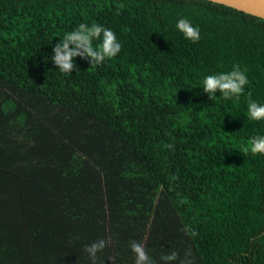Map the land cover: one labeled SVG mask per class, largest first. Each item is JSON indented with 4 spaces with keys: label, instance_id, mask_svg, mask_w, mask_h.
Instances as JSON below:
<instances>
[{
    "label": "trees",
    "instance_id": "trees-1",
    "mask_svg": "<svg viewBox=\"0 0 264 264\" xmlns=\"http://www.w3.org/2000/svg\"><path fill=\"white\" fill-rule=\"evenodd\" d=\"M82 23L121 51L62 73L53 48ZM237 64L244 93L209 99L205 77ZM249 93L264 104L259 17L208 0H0V264H91L100 239L96 264H135L133 240L153 264H264Z\"/></svg>",
    "mask_w": 264,
    "mask_h": 264
},
{
    "label": "clouds",
    "instance_id": "clouds-1",
    "mask_svg": "<svg viewBox=\"0 0 264 264\" xmlns=\"http://www.w3.org/2000/svg\"><path fill=\"white\" fill-rule=\"evenodd\" d=\"M176 27L186 39L192 42L199 41V27L193 26L187 18H180ZM94 40H100V43L94 46ZM121 48V43L111 29L96 23L91 26L82 23L78 28L66 33L64 38L55 44L52 62L62 73L71 74L76 68L73 62L74 58L81 57L88 60L91 65H99L106 59H111L118 55ZM246 72V68L241 69L240 65L237 64L229 72L208 75L203 81V91L207 93L211 100L217 98L215 95L217 91L221 93L224 99H231L234 96L238 98L244 93V88L249 83ZM247 111L249 119L255 121L264 120V104L254 101L251 98V93L248 94ZM249 151L252 154L264 155V135H256L249 140L244 153L247 154ZM185 231H188V229L186 228ZM190 234L193 236L197 235L194 231L190 232ZM109 243L108 239H100L90 245H85L83 251L88 254L91 264H96L97 253L103 251ZM130 248L136 256L135 264H153L143 242L133 240L130 242ZM190 255V251L186 253V256ZM109 259L112 260L113 258ZM161 259L166 262L176 260L177 253L172 252L170 255L162 256ZM181 264H192V261H181Z\"/></svg>",
    "mask_w": 264,
    "mask_h": 264
},
{
    "label": "water",
    "instance_id": "water-1",
    "mask_svg": "<svg viewBox=\"0 0 264 264\" xmlns=\"http://www.w3.org/2000/svg\"><path fill=\"white\" fill-rule=\"evenodd\" d=\"M208 1L213 2V0ZM214 2L259 18H264V0H214Z\"/></svg>",
    "mask_w": 264,
    "mask_h": 264
}]
</instances>
